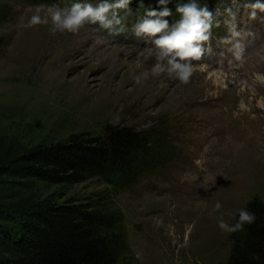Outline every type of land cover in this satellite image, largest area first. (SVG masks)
<instances>
[{"label": "rangeland", "instance_id": "374dc122", "mask_svg": "<svg viewBox=\"0 0 264 264\" xmlns=\"http://www.w3.org/2000/svg\"><path fill=\"white\" fill-rule=\"evenodd\" d=\"M72 2L0 0V138L32 146L79 132L99 135L106 125L162 129L172 153L123 187L89 177L71 185L38 182L40 194L108 214L125 235L127 264H224L231 241L219 217L232 224L231 214L253 198L264 203V13L251 20L249 0H202L220 10L221 24L212 30L211 51L193 61L189 83L181 84L166 72L151 75L154 46L132 34L140 0L121 11L119 36L95 25L50 34V10ZM174 2L170 24L179 19ZM227 7L237 11L244 34L242 61L223 42ZM37 13L49 23L28 27ZM145 71L149 77L137 84L134 75ZM217 201L222 208L214 211Z\"/></svg>", "mask_w": 264, "mask_h": 264}, {"label": "trees", "instance_id": "16d2710c", "mask_svg": "<svg viewBox=\"0 0 264 264\" xmlns=\"http://www.w3.org/2000/svg\"><path fill=\"white\" fill-rule=\"evenodd\" d=\"M172 149L162 129L119 125H106L99 135L79 132L32 146L1 137L0 264H127L125 235L113 229L108 214L74 199L42 197L37 183L71 185L98 177L123 187ZM245 206L256 220L228 234L231 249L224 264H264V203L253 198Z\"/></svg>", "mask_w": 264, "mask_h": 264}, {"label": "clouds", "instance_id": "9594fccd", "mask_svg": "<svg viewBox=\"0 0 264 264\" xmlns=\"http://www.w3.org/2000/svg\"><path fill=\"white\" fill-rule=\"evenodd\" d=\"M130 3L131 0H97L95 4L90 0H73L68 7L50 10V34L65 31L77 33L85 25H95L98 31L106 32L109 37L119 36L124 31L121 11L128 10ZM170 3L172 0H156V7H145L143 0H140L139 6L143 8V14L133 25L132 34L154 46L156 63L151 69V75L159 76L166 72L181 84H188L195 71L193 61H200L211 51L212 30L220 27L221 13L219 9L210 10L206 4H199L198 0H178L175 13L179 15V19L170 24L166 19L173 15V10L168 7ZM246 7L249 9V18L256 20L258 13H264V0H249ZM223 11L228 16L224 23L229 32L223 42L231 45L229 51L234 59L242 61L245 45L242 42L244 34L237 22L238 13L232 7ZM48 23V17H41L37 13L27 26ZM148 77L149 72L145 71L134 75L133 79L140 84ZM221 208L222 204L217 201L213 210L219 211ZM231 215L236 220L234 224L225 222L223 214L218 219V227L228 234L241 231L246 224H252L256 220V214L247 206Z\"/></svg>", "mask_w": 264, "mask_h": 264}, {"label": "bare ground", "instance_id": "6f19581e", "mask_svg": "<svg viewBox=\"0 0 264 264\" xmlns=\"http://www.w3.org/2000/svg\"><path fill=\"white\" fill-rule=\"evenodd\" d=\"M147 54H148V53H147ZM255 54H256V53H255ZM255 54H254V55H255ZM209 56H211V55H209ZM209 56H208V57H209ZM208 57H207V58H208ZM250 57H251V56H250ZM259 143H261V139H260ZM262 145H263L262 147H263V149H264V141H262Z\"/></svg>", "mask_w": 264, "mask_h": 264}]
</instances>
